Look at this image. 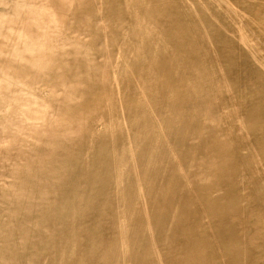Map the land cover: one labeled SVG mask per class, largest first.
<instances>
[{"label": "rangeland", "instance_id": "obj_1", "mask_svg": "<svg viewBox=\"0 0 264 264\" xmlns=\"http://www.w3.org/2000/svg\"><path fill=\"white\" fill-rule=\"evenodd\" d=\"M0 264H264V0H0Z\"/></svg>", "mask_w": 264, "mask_h": 264}]
</instances>
